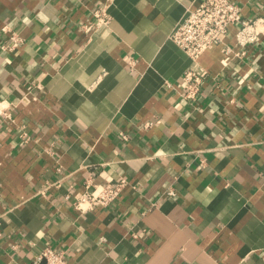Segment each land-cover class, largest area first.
<instances>
[{
  "label": "crops",
  "instance_id": "obj_1",
  "mask_svg": "<svg viewBox=\"0 0 264 264\" xmlns=\"http://www.w3.org/2000/svg\"><path fill=\"white\" fill-rule=\"evenodd\" d=\"M202 1L0 0V264L47 247L72 264H264V28L243 58H199L190 103L170 35ZM231 1L264 21V0ZM101 5L110 23L86 33ZM122 178L111 206L75 208L90 180Z\"/></svg>",
  "mask_w": 264,
  "mask_h": 264
},
{
  "label": "built area",
  "instance_id": "obj_2",
  "mask_svg": "<svg viewBox=\"0 0 264 264\" xmlns=\"http://www.w3.org/2000/svg\"><path fill=\"white\" fill-rule=\"evenodd\" d=\"M111 16L105 5L94 9L92 17L79 27L86 33H91L104 25L109 24ZM263 19L247 18L241 7L231 0H204L196 6L187 9L184 18L174 27L170 38L191 59L190 68L179 81L181 97L193 103L199 97L208 75V71L199 63V58L208 50L223 44L222 52L226 56L243 58L246 48L257 42L263 33ZM232 27L236 28L235 45L224 44ZM5 31H10L4 26ZM11 42L3 47L7 51H14L23 42L22 37L14 32L10 35ZM4 111V109H2ZM4 116L11 120V114L4 111ZM128 181L122 178L119 181L109 182L98 192L90 191L93 186L90 180L86 190L75 196V208L82 212L93 211L98 207L107 208L121 196ZM168 194H174L169 191ZM31 264H72L63 255L51 247L45 248Z\"/></svg>",
  "mask_w": 264,
  "mask_h": 264
}]
</instances>
